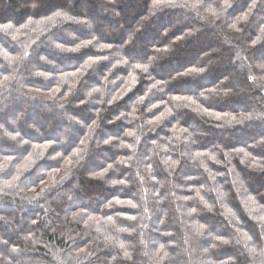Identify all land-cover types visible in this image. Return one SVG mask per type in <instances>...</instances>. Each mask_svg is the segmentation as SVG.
I'll use <instances>...</instances> for the list:
<instances>
[{
	"label": "clouds",
	"instance_id": "9594fccd",
	"mask_svg": "<svg viewBox=\"0 0 264 264\" xmlns=\"http://www.w3.org/2000/svg\"><path fill=\"white\" fill-rule=\"evenodd\" d=\"M0 264H264V0H0Z\"/></svg>",
	"mask_w": 264,
	"mask_h": 264
}]
</instances>
